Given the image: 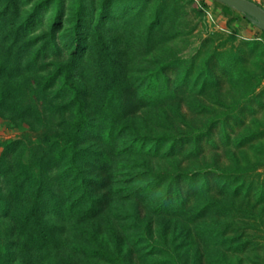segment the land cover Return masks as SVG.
I'll use <instances>...</instances> for the list:
<instances>
[{
  "label": "rangeland",
  "instance_id": "374dc122",
  "mask_svg": "<svg viewBox=\"0 0 264 264\" xmlns=\"http://www.w3.org/2000/svg\"><path fill=\"white\" fill-rule=\"evenodd\" d=\"M251 1L264 8V0ZM76 3L0 0L5 264H264L258 24L211 0H84L73 58ZM100 7L105 18L95 25ZM55 11L60 22L51 30ZM34 12L35 23L25 25ZM232 59L239 60L227 64ZM211 75L213 85L205 82ZM80 125V147L96 164L83 201L53 161L62 141L50 146ZM139 137L158 141L125 149ZM28 177L35 184L15 188ZM36 192L45 204L74 209H46L27 222ZM37 232L47 240L30 248Z\"/></svg>",
  "mask_w": 264,
  "mask_h": 264
},
{
  "label": "trees",
  "instance_id": "16d2710c",
  "mask_svg": "<svg viewBox=\"0 0 264 264\" xmlns=\"http://www.w3.org/2000/svg\"><path fill=\"white\" fill-rule=\"evenodd\" d=\"M77 3L74 5L75 7V15H74V24L73 27L71 29L72 34L74 35V39L71 43V46H73L70 49V54L73 58H78L79 56V50L82 44L78 39L77 36L79 35V28L82 26L83 24V16L85 15L84 12V8L82 5H85L84 0L82 3H80V0H76ZM212 1V0H211ZM215 5H221L222 6V10L223 12H225V14H228L231 10L235 11L237 13H240L238 11H236L235 9L226 6L222 3L216 2V1H212ZM60 5V3L57 1L56 2V6ZM54 14L57 16V18L55 20H53V23L51 25L52 29L58 27L59 25V18H60V11H55ZM242 14V13H241ZM244 15V14H242ZM97 20L95 25H98L103 18H105V13L103 10V7L98 8L97 13ZM246 16V15H245ZM37 15L34 13L29 14L25 20L24 23L27 26L32 25L33 23H35L34 19H37ZM160 20H158L157 22H159ZM262 36L264 37V32H262ZM215 57V55H213L210 59L206 60L205 62V66L207 69L211 66V60ZM238 58V57H237ZM239 59H232L231 61L229 60L227 62V64L233 65L235 63V61H237ZM209 65V66H208ZM208 66V67H207ZM227 71L226 69H222L221 73L225 74ZM216 76L211 75L209 79H207L205 82L209 83L210 85H213L216 83L215 80ZM82 125V124H81ZM78 126V128L76 129V131L69 133H61L62 138L60 139L57 135H55L54 140L51 142L50 146H55L59 141H62V146H63V150H61L60 152H58V156L55 160H53L54 162H57V164L59 166H61L62 168V177L63 179H67L69 178L72 181L77 182L76 185H74V188H77L79 186L80 188V198L78 197L77 200H81L83 201V198L86 199V195L88 193L87 190V186L88 184L92 183V178H90L88 175V172L90 171V167L92 165H96L95 164V160L93 157L94 152H91L87 149V147H80V141H81V137H80V133L82 132V126ZM209 126V125H208ZM206 126V128L208 127ZM206 128L204 130H202L201 132L197 133V135L194 138L195 144H200V141L202 140V138L204 136H206L207 132H206ZM209 130V129H208ZM89 133L87 134L88 136H94L93 134H91L92 131H88ZM53 137V136H52ZM49 138V139H52ZM150 139H152V137H147V138H135L132 141V144L128 145L127 147H125V149L127 150H133L134 148V144L133 143H137L139 144V146H142L143 144H145V142H148ZM245 139V138H244ZM153 141H158V139H152ZM157 145L155 146L156 149L159 148L160 142L156 143ZM181 177L182 175H174L173 178L176 179L178 178L179 181H181ZM27 185L28 187H30L31 185L35 184V182L31 181V178H26L23 181L19 182L15 188H18L20 186H22L23 189H25V185ZM83 185L86 188V191L83 189ZM236 189V191H235ZM235 192H237V188L233 189ZM183 192V191H182ZM36 197H34L33 199V203L30 206V208L28 209V211L26 212V215L24 217L25 220H27V222H30L31 219L37 220V219H41V212L43 213L46 209H56V211H60L62 210V214L63 213H67L68 211H71L72 209H74L73 207V203L70 202L66 205L61 204V207L59 209V207L56 206V208L54 207V205H49V204H45L39 196V193H35ZM195 194L191 193V195H189L188 198H184L181 201V205L185 204L187 201H191V199L193 198ZM84 196V197H83ZM88 202H91L88 208V213L89 214H93L94 215V200L93 199H88ZM169 207L171 205H168ZM90 210H92V212H90ZM168 210V209H166ZM61 213V212H59ZM58 213V215H59ZM40 232H37L35 234V242L34 243H28L29 247H36V245H38L39 241H46L47 237H45L44 235L41 234V238L37 237V234H39ZM31 248V247H30ZM7 262V259L5 257V255L3 253H0V264H5Z\"/></svg>",
  "mask_w": 264,
  "mask_h": 264
},
{
  "label": "water",
  "instance_id": "95a60500",
  "mask_svg": "<svg viewBox=\"0 0 264 264\" xmlns=\"http://www.w3.org/2000/svg\"><path fill=\"white\" fill-rule=\"evenodd\" d=\"M229 6L236 11L250 17L264 32V8L251 0H212Z\"/></svg>",
  "mask_w": 264,
  "mask_h": 264
}]
</instances>
